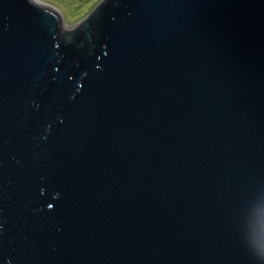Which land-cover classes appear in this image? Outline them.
Returning a JSON list of instances; mask_svg holds the SVG:
<instances>
[{"label": "water", "instance_id": "water-1", "mask_svg": "<svg viewBox=\"0 0 264 264\" xmlns=\"http://www.w3.org/2000/svg\"><path fill=\"white\" fill-rule=\"evenodd\" d=\"M59 14L0 0L4 264H264V0Z\"/></svg>", "mask_w": 264, "mask_h": 264}, {"label": "rangeland", "instance_id": "rangeland-1", "mask_svg": "<svg viewBox=\"0 0 264 264\" xmlns=\"http://www.w3.org/2000/svg\"><path fill=\"white\" fill-rule=\"evenodd\" d=\"M42 2L57 8L61 20H66L70 26L82 23L85 18L103 2V0H41ZM66 25L65 22H61Z\"/></svg>", "mask_w": 264, "mask_h": 264}, {"label": "snow or ice", "instance_id": "snow-or-ice-1", "mask_svg": "<svg viewBox=\"0 0 264 264\" xmlns=\"http://www.w3.org/2000/svg\"><path fill=\"white\" fill-rule=\"evenodd\" d=\"M262 186H264V184H262ZM52 207V205L50 204L49 205V208H51ZM3 226L2 225H0V228H2ZM60 229L58 228L57 229V231H59ZM0 264H4V259H3V253L2 252H0ZM15 264H18V261L16 260L15 261Z\"/></svg>", "mask_w": 264, "mask_h": 264}, {"label": "bare ground", "instance_id": "bare-ground-1", "mask_svg": "<svg viewBox=\"0 0 264 264\" xmlns=\"http://www.w3.org/2000/svg\"><path fill=\"white\" fill-rule=\"evenodd\" d=\"M36 1V0H35ZM102 3V2H101ZM100 3V4H101ZM63 22H65L66 23V26H70V24H67V22H66V20H63Z\"/></svg>", "mask_w": 264, "mask_h": 264}]
</instances>
